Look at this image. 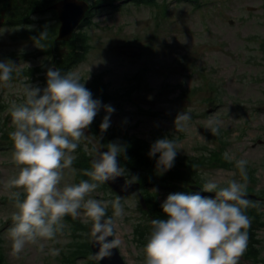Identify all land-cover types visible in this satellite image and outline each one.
Listing matches in <instances>:
<instances>
[{"label":"rangeland","instance_id":"374dc122","mask_svg":"<svg viewBox=\"0 0 264 264\" xmlns=\"http://www.w3.org/2000/svg\"><path fill=\"white\" fill-rule=\"evenodd\" d=\"M193 1L157 0V6L125 2L127 4L120 5L118 9L104 3L96 10L93 23L79 29L88 37L85 59L66 72L78 71L86 87L96 77L101 78L106 87L105 94L110 98L106 100L100 96L99 100L102 105L115 109L110 117L109 130L121 128L117 135L119 142L125 131L149 144L154 139L167 136L180 145L178 161H190V157L200 155L204 150L211 154L216 150L223 154L227 151L234 156L231 162L226 160L227 165L200 167L201 183L214 180L220 187H226L229 180L241 181L235 163L246 159L248 185L262 193L264 0ZM53 12L49 9L32 13L30 19L34 20L33 24L0 25V61L13 62L18 56L15 64L21 72L13 76L10 86H0V250L6 264H62V257L70 251V244L82 240L74 237L71 224H79L80 221L87 225L92 223L81 210L78 219L64 218V228L54 240L41 241L45 243L43 251L38 245L29 244L18 258L11 254L12 241L7 230L16 209L14 201L4 190V182L16 175L19 169L12 161L13 142L10 144L3 138V131L15 130L10 109L13 102L17 105L24 103V84L30 82L45 88L46 81L41 78L46 76L49 67L56 66L52 58L45 59L47 55L40 53L44 47L40 49L33 39L25 40L23 34L20 35L27 27L40 26L41 32L51 27L55 24ZM33 66H41L42 72L29 74L27 71ZM181 111L189 114L191 119L188 130L177 133L174 120ZM105 115L107 113L101 107L86 131L88 137L82 142L83 148L87 144L89 149H98L100 144L94 137L93 128L96 127L95 121L102 122ZM210 119L221 122L218 135H213L206 128ZM5 122L8 126L4 125ZM76 174L77 171L65 170L60 186L78 184ZM251 175L256 182L250 179ZM150 191L158 194V202L162 204L178 189L158 185ZM201 195L213 196L214 193ZM117 197L101 185L90 195V198L103 201H114ZM260 203L264 213V198ZM121 204L124 215L115 221L114 239L120 241L118 247L128 264H144V248L150 232L145 235L146 243L141 244L136 239L135 228L142 223L149 224L148 217L142 213L136 196L122 198ZM107 212L113 216L110 205ZM257 234L261 240L258 244L261 261L255 262L244 253L238 264H264V226ZM51 248L59 249V255H50ZM90 256L88 250L87 254L74 257L71 264H93Z\"/></svg>","mask_w":264,"mask_h":264},{"label":"clouds","instance_id":"9594fccd","mask_svg":"<svg viewBox=\"0 0 264 264\" xmlns=\"http://www.w3.org/2000/svg\"><path fill=\"white\" fill-rule=\"evenodd\" d=\"M47 35L45 30L39 37H33L35 46L43 49L40 41L46 40ZM14 72L19 75L18 65L10 60L0 61V86H10ZM23 95L24 103L13 102L10 109L15 129L9 133L13 141L12 161L19 171L4 182V190L16 209L7 230L12 241L11 254L18 258L29 244L38 245L43 251L45 243L41 241L54 240L64 228V218L75 219L81 210L93 222L95 230L113 234L116 219L124 215L121 197L103 201L90 195L100 185L125 177L118 161L121 153L127 158L124 144L109 142L107 151L103 152L93 147L95 158L91 169L84 170L90 180L60 185L65 170L76 171L72 167L77 159L75 153L87 139L86 131L101 107L107 113L99 126L102 134L110 128L115 109L93 98L78 71L62 74L52 67L47 69L45 88L25 83ZM190 119L189 114L179 112L174 120L175 132H186ZM220 124L218 119H210L206 128L218 135ZM178 149L177 140L167 136L151 144L149 157L159 154L158 174L163 175L174 167ZM83 150L89 152L87 144ZM223 156L229 162L234 159L227 151ZM247 163L246 159L235 163L242 182L229 180L226 187H220L214 180H205L201 191L214 193V197L201 195V191L169 194L161 204L166 218L151 221L144 264H238L247 250L252 223L245 212L257 206L247 198ZM131 179L138 180V177L131 176ZM131 184L126 177L122 190L126 191ZM109 205L113 209L112 217L107 216ZM119 243L117 239L106 241L97 257H110ZM59 253L56 248L49 250L53 256Z\"/></svg>","mask_w":264,"mask_h":264},{"label":"trees","instance_id":"16d2710c","mask_svg":"<svg viewBox=\"0 0 264 264\" xmlns=\"http://www.w3.org/2000/svg\"><path fill=\"white\" fill-rule=\"evenodd\" d=\"M58 0H0V19L9 20L8 24H27L30 23V15L32 12H40L47 10L50 5L57 2ZM92 1L91 11L88 12L87 17L81 23L80 28L85 24H92V18L96 13V10L102 6L104 3L106 6H111L113 8L119 7L115 2L119 0H88ZM124 2L130 0H123ZM137 3H151L156 2V0H131ZM48 33L46 40H41L40 44L44 47H47L48 56L53 59V63L58 66V69L63 74L67 71L71 66L77 64L78 62L85 59V54L88 51V37L84 34L83 31L75 32L73 37L66 42H57L55 37L57 35L56 24L46 29ZM38 30H33L34 37H38L39 33H36ZM29 34V31L25 33ZM64 48V50H63ZM35 71V70H34ZM33 70H29V73H33ZM14 74V73H13ZM17 74V73H15ZM20 74V73H19ZM93 94V98L102 97L104 99H109V95L106 93V87L101 82V78L97 77L92 81V84L87 87ZM96 127L93 128L94 137L99 140V143L106 146L109 142L118 141V134L121 132V128L116 129L115 131L107 130L105 133L100 132V121H95ZM9 133L4 135V138H8ZM115 138V139H114ZM164 138V137H161ZM158 139V138H157ZM157 139H154L156 141ZM121 142L126 147V157H124L123 153H121V164L122 168L126 170L127 176L131 179V176L138 177L139 182L142 184V188L145 190V197L148 204V211H143L144 214L148 215V220L150 219H161L166 218L164 215L161 203L158 202V194L151 193L150 189L161 186H167L169 189L177 190V192H185L186 194L190 192L187 187L190 184L202 185L201 180L202 177L199 173V169L202 166H225L227 165L226 160L224 159L223 153H220V150L212 151V154L207 151H202L200 155H194L190 157V161H178V158L175 159L174 167L160 175L156 170V160L159 155L155 158H150L148 153L150 150L151 144L147 141L142 140L136 136H134L130 131H125L122 134ZM84 148H80V153L77 159L73 164L79 169L81 172L79 174V178H86L83 174L82 170H90L91 161L90 156L83 150ZM216 161V162H215ZM217 163V164H216ZM129 173H128V172ZM250 179L256 182L254 176H250ZM105 186V185H104ZM247 191L250 193H256L258 196H262V193H259L252 186H247ZM176 192V191H175ZM210 194V193H208ZM214 197V195H213ZM256 207H249L245 214L248 215L251 220V228L249 229V242L247 246V250L245 251V257L253 259L255 262H260V253L261 249L258 244L261 241L258 238L257 231L264 226V213L263 208H261V203L255 199H251ZM73 226L74 230L77 231L78 228H82L84 231L86 227L82 223ZM143 225L136 226L135 234L137 235L136 239L141 243L145 244V234L149 232L148 230H152V226ZM74 237H79L82 240L78 242H72L70 244V251L68 253H64L62 257V264H71L72 259L77 256H82L87 254V251H90L89 248V237L84 234L74 233ZM3 252L0 250V264H6L5 259L3 258ZM75 262V261H74ZM264 262V261H262ZM93 264H98L95 261H92Z\"/></svg>","mask_w":264,"mask_h":264},{"label":"water","instance_id":"95a60500","mask_svg":"<svg viewBox=\"0 0 264 264\" xmlns=\"http://www.w3.org/2000/svg\"><path fill=\"white\" fill-rule=\"evenodd\" d=\"M54 9L58 11L59 18L61 20V26L59 29V35L57 37L58 40H70L75 29L79 25V23L83 20L86 15V12L89 9V4L85 0H60L53 6ZM101 152L107 151V148L100 146L99 149ZM95 158L92 157V160ZM118 161L120 164V159L118 157ZM126 177L122 176L117 178L114 182H107L113 190L117 191L121 197L137 194L140 198L141 204L145 209H147L145 198L140 191V183L130 182L132 183L126 191L122 190L125 184ZM193 188H197L193 186ZM247 197H252V195H247ZM91 233V248L93 250V255L100 262V264H126L122 255L119 252L118 247H114L112 249L113 254L110 257H106L104 259H99L97 257V253L100 251L101 247L106 241L113 240V234H109L105 231H98L94 229V225L92 224L89 228Z\"/></svg>","mask_w":264,"mask_h":264}]
</instances>
